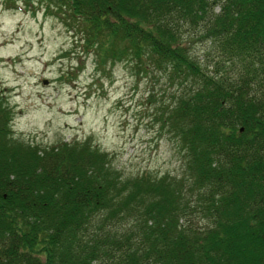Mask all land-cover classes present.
<instances>
[{
	"label": "trees",
	"instance_id": "trees-1",
	"mask_svg": "<svg viewBox=\"0 0 264 264\" xmlns=\"http://www.w3.org/2000/svg\"><path fill=\"white\" fill-rule=\"evenodd\" d=\"M1 1L165 76L186 163L125 177L91 142L21 141L0 90V264H264V0Z\"/></svg>",
	"mask_w": 264,
	"mask_h": 264
},
{
	"label": "rangeland",
	"instance_id": "rangeland-1",
	"mask_svg": "<svg viewBox=\"0 0 264 264\" xmlns=\"http://www.w3.org/2000/svg\"><path fill=\"white\" fill-rule=\"evenodd\" d=\"M83 36L38 7L8 9L0 0V90L16 138L44 147L91 142L125 177L182 175L184 150L164 124L167 78L125 61L103 67ZM191 45L207 62L211 44ZM192 218L198 226L207 220Z\"/></svg>",
	"mask_w": 264,
	"mask_h": 264
}]
</instances>
